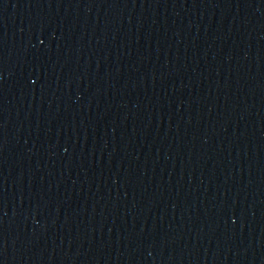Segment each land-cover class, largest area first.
I'll return each instance as SVG.
<instances>
[{
    "label": "water",
    "instance_id": "95a60500",
    "mask_svg": "<svg viewBox=\"0 0 264 264\" xmlns=\"http://www.w3.org/2000/svg\"><path fill=\"white\" fill-rule=\"evenodd\" d=\"M0 264H264V0H0Z\"/></svg>",
    "mask_w": 264,
    "mask_h": 264
}]
</instances>
